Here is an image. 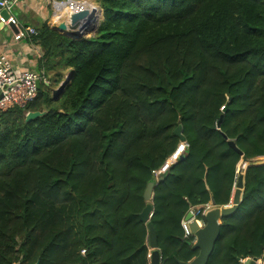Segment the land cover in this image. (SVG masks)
I'll list each match as a JSON object with an SVG mask.
<instances>
[{
	"label": "trees",
	"instance_id": "16d2710c",
	"mask_svg": "<svg viewBox=\"0 0 264 264\" xmlns=\"http://www.w3.org/2000/svg\"><path fill=\"white\" fill-rule=\"evenodd\" d=\"M92 1L89 37L35 26L49 83L0 112V264H148L144 189L178 126L187 147L152 190L161 264L197 255L181 222L229 203L241 160L240 204L206 264L262 257L264 0Z\"/></svg>",
	"mask_w": 264,
	"mask_h": 264
},
{
	"label": "built area",
	"instance_id": "2783aa9c",
	"mask_svg": "<svg viewBox=\"0 0 264 264\" xmlns=\"http://www.w3.org/2000/svg\"><path fill=\"white\" fill-rule=\"evenodd\" d=\"M17 0H0V27L7 25L13 27L15 30L12 33V41H19L25 38L30 44V38L37 34V30L33 26L23 25L13 13L14 5ZM50 6L52 8V19L56 24L67 19L70 12H80L84 9H88L90 12V20L88 22V28H94L97 24L96 18L99 17L101 8L94 3L92 0H50ZM1 11L7 13V17L1 15ZM95 23V24H94ZM86 24L85 21L81 22V27ZM44 82L48 84L47 78L43 73L36 72L30 69L20 68L18 65L14 64L7 52L0 53V112L6 111L13 107H25L27 104L32 102L37 95V82ZM187 147L186 141H180L176 150L168 157L165 164L156 170H153L154 177L156 178L158 173L161 172L164 166L173 163L178 157L184 152ZM244 161V160H241ZM246 161H244L245 163ZM248 162V161H247ZM243 163V165H244ZM239 164V163H238ZM238 164L235 171V179L233 183V190L236 187L237 178L243 175L245 168L250 165L248 162L243 170L238 168ZM243 171V172H241ZM232 190V192H233ZM232 197V195H231ZM230 197V201H231ZM229 201V202H230ZM213 207V206H212ZM211 205L205 204L201 211L203 215L206 210L210 209ZM192 216L195 218L196 211L190 210ZM189 220H182L181 225L184 231V236H191V232L188 226ZM193 236V235H192ZM83 252V251H82ZM149 257V254H148ZM251 260L252 258H242L239 262L243 264L246 260ZM255 264H264V261L257 258Z\"/></svg>",
	"mask_w": 264,
	"mask_h": 264
},
{
	"label": "water",
	"instance_id": "95a60500",
	"mask_svg": "<svg viewBox=\"0 0 264 264\" xmlns=\"http://www.w3.org/2000/svg\"><path fill=\"white\" fill-rule=\"evenodd\" d=\"M1 15L7 17V13L5 11H1ZM90 20V12L88 9H84L80 12H70L67 16V19L59 22L55 29L67 35L70 38H79L89 30L88 22ZM81 27V22H84ZM91 29V28H90ZM78 30H82L78 32ZM67 80H64L59 86L55 89H52L51 93L53 97H56L64 88ZM41 84L37 82V89H40ZM227 106L223 107V111H226ZM44 112L41 111H29L25 115V121H31L41 116ZM221 122V117L216 123V126L219 127ZM174 134L178 136L180 141H185V137L181 132V127L178 126L174 130ZM228 144L235 148V144L233 141H229ZM173 163L164 166L163 170L158 173L157 177L154 176L147 182L146 187L144 189V200L146 201V205L143 210L139 213V218L146 223L147 226V242L148 247L151 249L149 253V263L148 264H161V254L158 249L157 243V234L156 231L150 221V218L153 213V205H152V197H153V187L156 185L158 181H161L166 176L167 170L170 165ZM243 190V178L240 175L236 181V187L232 192V197L230 203L224 206H213L208 209L202 216L203 220H197L192 216V212L189 210L184 216V220H189L188 226L191 234L194 237L193 242L191 243L192 249H197L198 253L194 256L190 261L182 262L178 261V264H206L209 256L211 255L215 242L219 236L220 232V223L221 220L231 214H233L240 204L241 193ZM261 259L264 261V254ZM257 258H252L251 260H246L243 264H255ZM38 264V261L35 263Z\"/></svg>",
	"mask_w": 264,
	"mask_h": 264
},
{
	"label": "crops",
	"instance_id": "0c3cea01",
	"mask_svg": "<svg viewBox=\"0 0 264 264\" xmlns=\"http://www.w3.org/2000/svg\"><path fill=\"white\" fill-rule=\"evenodd\" d=\"M15 9L17 10L16 13L14 12ZM13 13L26 26L35 27L42 22H46L51 28L55 29L56 27V22L52 19L50 0H17ZM14 30L13 27L7 25L0 27V53L7 52L11 61L20 68H26L44 74L43 70L38 69V60L42 55L40 47L34 43L30 44L25 38L16 42L12 41V33ZM209 205L211 204L209 203ZM197 208L191 207L190 210L196 211ZM150 252L151 249L149 248L148 253Z\"/></svg>",
	"mask_w": 264,
	"mask_h": 264
},
{
	"label": "rangeland",
	"instance_id": "374dc122",
	"mask_svg": "<svg viewBox=\"0 0 264 264\" xmlns=\"http://www.w3.org/2000/svg\"><path fill=\"white\" fill-rule=\"evenodd\" d=\"M16 9L14 10V12L16 13ZM101 19H102V10L100 11V13H99V17H97L96 18V24H98L100 21H101ZM94 23V24H95ZM56 26H57V24H56ZM96 30V26L94 27V28H89V30L88 31H86L85 33H83V35L82 36H84V37H89V36H91L93 33H94V31ZM62 75H63V80H68V78H69V71L67 70V69H63L62 70ZM41 83H44V82H41ZM259 159H263V158H259ZM243 163H244V161H240L239 162V164H238V168H240V170H243L244 169V166L248 163L247 161L244 163V165H243ZM243 168V169H242ZM241 172H243V171H241ZM149 254V253H148ZM148 254H147V258H149L148 257Z\"/></svg>",
	"mask_w": 264,
	"mask_h": 264
},
{
	"label": "bare ground",
	"instance_id": "6f19581e",
	"mask_svg": "<svg viewBox=\"0 0 264 264\" xmlns=\"http://www.w3.org/2000/svg\"><path fill=\"white\" fill-rule=\"evenodd\" d=\"M82 30H78V32H81Z\"/></svg>",
	"mask_w": 264,
	"mask_h": 264
}]
</instances>
